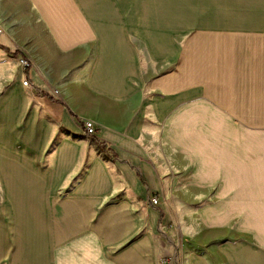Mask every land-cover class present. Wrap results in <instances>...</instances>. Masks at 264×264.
I'll return each mask as SVG.
<instances>
[{"label":"crops","instance_id":"obj_1","mask_svg":"<svg viewBox=\"0 0 264 264\" xmlns=\"http://www.w3.org/2000/svg\"><path fill=\"white\" fill-rule=\"evenodd\" d=\"M0 30V264H264V0H0Z\"/></svg>","mask_w":264,"mask_h":264},{"label":"built area","instance_id":"obj_2","mask_svg":"<svg viewBox=\"0 0 264 264\" xmlns=\"http://www.w3.org/2000/svg\"><path fill=\"white\" fill-rule=\"evenodd\" d=\"M0 33H2V30H0ZM19 62H20V65L24 71H27V70L31 69V67H32L31 60L28 58V56L25 54V52H20ZM23 85L29 89H32L31 83L28 79H25L23 81ZM56 93H58V91H56ZM83 127L89 136H96L97 126L94 122H92L90 120H85L83 122ZM151 204L154 206H157L159 204V198L153 197L151 199Z\"/></svg>","mask_w":264,"mask_h":264},{"label":"rangeland","instance_id":"obj_3","mask_svg":"<svg viewBox=\"0 0 264 264\" xmlns=\"http://www.w3.org/2000/svg\"><path fill=\"white\" fill-rule=\"evenodd\" d=\"M20 63V62H18ZM20 66V65H19ZM6 79V78H5ZM7 80V79H6ZM67 189V188H66ZM68 191L65 189L60 192L61 196L67 195ZM180 242L183 243V239H180ZM181 248V247H180ZM187 251V250H186ZM185 254L179 249V252L176 251V254L174 256L166 257L160 261V264H182V261L185 259Z\"/></svg>","mask_w":264,"mask_h":264}]
</instances>
